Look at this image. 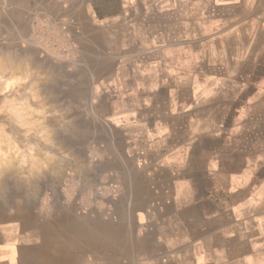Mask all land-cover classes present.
Returning <instances> with one entry per match:
<instances>
[{"label":"crops","instance_id":"0c3cea01","mask_svg":"<svg viewBox=\"0 0 264 264\" xmlns=\"http://www.w3.org/2000/svg\"><path fill=\"white\" fill-rule=\"evenodd\" d=\"M0 45L67 49L103 159L10 184L0 264H264V0H0Z\"/></svg>","mask_w":264,"mask_h":264},{"label":"rangeland","instance_id":"374dc122","mask_svg":"<svg viewBox=\"0 0 264 264\" xmlns=\"http://www.w3.org/2000/svg\"><path fill=\"white\" fill-rule=\"evenodd\" d=\"M53 47L52 48L50 47V48L55 50V53L57 55H53L50 52V50H51L50 48H45V49L39 48V51H41V52L38 55H36L35 53L33 55L28 54V55H30L29 57L27 55V58H28L27 62H26V59H24L23 61L21 60V58L25 57V54H26V50L24 48L16 47V46H12V47H8V48L0 47V52H1L0 53V60L4 59L3 61L5 63L7 62L8 59L11 60L12 63L15 62V66L13 65L14 67L10 68L12 66L11 65L9 66V64H12V63L8 60L9 64H7L8 62L6 63L8 65L7 66L8 69L5 68L6 70L0 71V81H1L0 84H3L5 79H6V76L9 77L8 75L11 76V74L14 75L15 78L19 79V80L17 79V82H16V79L14 78L13 81H11V83H9V85H5L4 87H0V89H1L0 94L3 95V97L5 96L6 98H9V100L11 97L12 101L14 102L11 104H10L11 100H10V102H8L10 104V108L8 109L7 105H9V104L6 102V98H2V96L0 95V97H1L0 101H2L3 99L5 101V102L3 101V103L0 102V104H1L0 108H2V109H0L1 110L0 112H2L3 107L7 104L6 105L7 107L6 106L4 107V109L7 108V109H5L6 111H4V113L3 112L0 113V120L1 119L3 120V121L1 120L2 122L0 121V124H1L0 127L3 126V129L0 128V131L2 133L6 132V134H8L7 136L10 135L9 138H10L12 144L15 143L16 145L14 144V146L15 147L17 146V148L19 147L18 152H16L15 154H13V152H12V154H9V155L15 156V160L17 161V164L20 163V165H17L16 161L13 159V162H15L14 166L17 165L18 168H20V166H22L21 168L24 169V170L23 169L21 170V168H20L18 170V168L16 169V166L15 167L12 166L11 167L12 170L16 169V171L17 170L18 171L17 172L12 171L10 168L8 171L7 170L5 171V175L2 174V176H1L2 180H3V178H5L6 181L4 180V182H3L2 180H0V182H1L0 183L1 184L0 185V190H1L0 191V203L4 200L5 194H9V192H8L9 190H6L7 188L10 187L9 184H12L14 186V184H16V185L22 184L23 185V183H25V184L36 183L39 181H42L45 184L46 183H52V182L65 183V184L69 183V182H77L78 183V182L82 181L83 177H85V175H84L86 172L85 170H87L88 168H90L92 166L98 167V166H100L101 162L103 161V159L101 160V158H98L95 153H91V149H94V147L99 146V144L91 143V142L87 141L88 139L85 140L86 137H85V132H84L85 131V127H84V114H85V112L84 111H85L86 103H89V101L87 99L88 96H86V94H84L85 89H86V81L83 78L78 77V75L75 77V74L77 72L69 71V67L70 66L73 67V64H72V62L69 61L70 58H69L67 49L66 48H57L56 45H54ZM57 52H59V55ZM23 53H24V56H23ZM13 54L14 55L16 54L15 57ZM20 55H22L23 57L22 56L20 57ZM36 59H38V60H36ZM29 60H31L30 61L31 64L30 63L28 64ZM25 62L27 65L25 64ZM32 64H36V65H32ZM24 65L26 67L28 66V68L30 67L29 68L30 71L34 70L33 73L36 71L38 72L37 79L34 78V77H36L35 73L33 75L34 79L32 80V78H31L32 74L26 76V74L24 75V73H22L20 71L21 70L20 67H25ZM35 66H37L39 68H35ZM43 66H45L44 67L45 71L43 69ZM32 67L34 69H32ZM40 67H42V68L40 69ZM9 68L12 70V72ZM35 69H37V70H35ZM52 70H54V71H52ZM50 71H51V73H50ZM37 72H36V74H37ZM48 72H49V74H48ZM29 73H31V72H29ZM44 73H46V74H44ZM53 74H55V75H53ZM1 76H3V77L1 78ZM4 76H5V79H4ZM42 76H43V78H42ZM2 79H4V80L2 81ZM30 79H31V81H30ZM44 79H46V81ZM34 82H35V84H34ZM28 84L29 85L32 84V85L29 86ZM49 84H50V86H49ZM39 85H41V86L39 87ZM41 87L43 88V90ZM34 91L38 92V93H40V91H41V93L38 94L39 97L37 96L35 98L33 96ZM6 94H7V96H6ZM8 94L9 95L11 94V95L9 96ZM13 94L16 98L13 96ZM48 94H50V95H48ZM54 94H56V95H54ZM41 95H42V97H40ZM31 96L35 99L33 100V98ZM48 97H50L51 99ZM9 100H7V101H9ZM24 100H26L27 102ZM49 102H51L52 104L50 105ZM44 103H48V104H44ZM2 104L4 106H2ZM22 104L23 105L26 104L29 106H26V105L22 106ZM42 104H43V106H42ZM16 105L18 106V108L20 107L21 110H24V113L26 112L25 109L29 108L28 109L29 112L33 111V113L36 115V113L34 111L38 110V112H37V113H39L38 116L43 115V118H44L43 121H44V123L47 124V125L45 124V126H47V128L49 127V125L53 127V128L49 127V130L51 129V131L54 134V137H53V134L50 133L52 135V138H54L52 143H46L45 142L46 143L45 144L43 142V140L41 139V137H39L38 134H35L33 129H31V131H30L29 129H26V126L21 127V125H19L18 122L14 120L15 116L9 115L10 113L14 114L10 109L13 110V108H15ZM15 109L17 110V107ZM30 109H32V110H30ZM7 110L8 111L10 110V112L8 113ZM49 116H50V118H47ZM10 117H12V119H9ZM10 120H12V121H10ZM14 122H17L18 126H16ZM50 122H51V124H50ZM54 126H56V127H54ZM16 128H18V130ZM27 128H29V127H27ZM23 131H26V133L24 136L23 135L21 136V134H24ZM15 134H16V136L19 135L18 139H17L18 136L16 137ZM15 137L17 139V142L21 138L24 140V141H22V139H21L20 140L21 142L19 141L20 144L22 143L21 146H19L18 143L13 142V141H16ZM34 138H35V140H34ZM25 141L27 143H24ZM35 141H38V142H35ZM53 143H55V144H53ZM35 144H37V145H35ZM48 145H49V147H48ZM53 146H55L54 149H53ZM28 147H30V149ZM33 147L37 148V149L40 148L41 151L40 150L38 151L36 149V154H38V152L40 153L39 156L45 155V154L42 155L41 153H46L48 151L53 154L54 159L53 158L49 159V161H51L52 163L48 162V163H46L48 165L45 164L46 166L41 165L42 169H41V167H40V169L36 167L37 172H40V170H41L43 174L39 173L36 175L34 173V170H36L35 167H33L34 170H32V169H30V166L28 165V164L32 163V160H31L33 158L32 154H33V152H35V151H32V150H34ZM58 147H59V149H58ZM27 152L29 153V155L32 156V157L30 156L31 158L28 157L30 159L24 158V157L28 156ZM21 153H23L24 157H22ZM24 161H27V162H24ZM115 161L116 160H114V159L112 160V162H115ZM23 163H24V165H23ZM26 164L28 166H25ZM13 168H15V169H13ZM46 168H48V169H46ZM26 170H27V172H26ZM30 170H32V171H30ZM11 171L16 173V174H11ZM31 172H33L35 174V176L32 175L33 173H31ZM17 173H19V174H17ZM17 175H20V177ZM30 175H32L33 177ZM22 176L23 177L27 176L28 179H26V177L23 178ZM7 182L8 183L10 182V183L8 184ZM2 183H4V185ZM1 186H2V188H1ZM5 190H6V192H5ZM2 194H4V195H2Z\"/></svg>","mask_w":264,"mask_h":264},{"label":"bare ground","instance_id":"6f19581e","mask_svg":"<svg viewBox=\"0 0 264 264\" xmlns=\"http://www.w3.org/2000/svg\"><path fill=\"white\" fill-rule=\"evenodd\" d=\"M14 1V0H13ZM17 3V2H16ZM21 3H22V0H21ZM17 9V8H16ZM21 10V9H20ZM14 11V10H13ZM16 13V12H15ZM21 13V12H20ZM13 14V13H12ZM17 14V13H16ZM15 14V15H16ZM21 15V14H20ZM24 17V16H23ZM20 20V19H19ZM3 26V25H2ZM4 27V26H3ZM17 30V29H16ZM21 30V29H20ZM24 30V29H23ZM17 31H19V30H17ZM3 32V31H2ZM9 32V31H8ZM25 32V31H24ZM28 32V31H27ZM4 33V32H3ZM11 33V32H10ZM19 34V33H18ZM22 34V33H21ZM25 34V33H24ZM23 34V35H24ZM20 35V34H19ZM78 36V35H77ZM15 38V37H14ZM23 39V38H22ZM10 40V39H9ZM18 40V39H17ZM26 40H27V38H26ZM14 41V40H13ZM12 43V42H11ZM39 43V42H38ZM37 43V44H38ZM10 44V43H9ZM8 44V45H9ZM13 44V43H12ZM32 44V43H31ZM1 46V45H0ZM33 46V45H32ZM34 47V46H33ZM10 49V48H9ZM44 49V48H43ZM7 50V49H6ZM2 51V50H1ZM8 51V50H7ZM27 51V50H26ZM5 52V51H4ZM12 52V51H11ZM34 52V51H33ZM1 53V52H0ZM3 53V52H2ZM27 53V52H26ZM17 54V53H16ZM15 54V55H16ZM14 55V54H13ZM15 55H14V57H15ZM48 55V54H47ZM2 56V55H1ZM22 55H20V57H21ZM23 56H24V53H23ZM22 56V57H23ZM30 55H28V57H29ZM51 56V55H50ZM6 57V56H5ZM18 57V56H17ZM24 58V57H23ZM3 59V58H2ZM6 59V58H5ZM20 59V58H19ZM4 60V59H3ZM3 60H0V71L1 70H6L5 68H7V64H9V62H8V60H7V64L3 61ZM15 60V59H14ZM36 60H38V59H36ZM43 60V59H42ZM6 61V60H5ZM10 62H11V60H9ZM23 61V60H22ZM28 61V59H27V57H26V62ZM30 61L31 60H29V62H28V64L30 63ZM34 61V60H33ZM41 61V60H40ZM46 61V60H45ZM26 62H25V64H26ZM12 63V62H11ZM19 63V62H18ZM17 63V64H18ZM37 63V62H36ZM46 63V62H45ZM22 64V63H21ZM31 64V63H30ZM44 64V63H43ZM12 66V67H10V68H13L14 66H15V62L14 63H12V64H9V66ZM14 65V66H13ZM27 65V64H26ZM32 65H36V64H32ZM31 65V66H32ZM19 66V65H18ZM21 66V65H20ZM25 66V65H24ZM44 67L45 66H43V69H44ZM47 67V66H46ZM9 68V69H10ZM30 68V67H29ZM28 68V66L26 67H20V71L22 72V73H24V75L26 74V76H28V75H30V74H32L30 77L32 78V80L34 79V78H36L37 79V76H38V72H37V74H36V72H34L35 73V76L36 77H34L33 78V75H34V73H33V71L34 70H32V69H34L33 67H32V71H30V69ZM35 68H39V67H37V66H35ZM42 67H40V69H41ZM8 69V68H7ZM15 69V68H14ZM11 70V69H10ZM35 70H37V69H35ZM44 71H45V69H44ZM48 71V70H47ZM52 71H54V70H52ZM6 72V71H5ZM11 72H12V70H11ZM29 72H31V73H29ZM40 73V72H39ZM47 73V72H46ZM46 73H44V74H46ZM50 73H51V71H50ZM55 73V72H54ZM48 74H49V72H48ZM53 75H55V74H53ZM9 77H7L6 76V79H5V76H4V79H5V81H4V83L3 84H0V87H4L5 85H9V83H11V81H13V79L15 78V76L14 75H12L11 74V76L10 75H8ZM50 76V75H49ZM3 76H1V78H2ZM18 77V76H17ZM48 77V76H47ZM46 77V78H47ZM24 78V77H23ZM42 78H43V76H42ZM52 78V77H51ZM54 78V77H53ZM4 79H2V81L4 80ZM16 79V82H17V79L18 78H15ZM19 80V79H18ZM25 80V79H24ZM45 81H46V79H44ZM15 81V80H14ZM30 81H31V79H30ZM44 81V82H45ZM49 81V80H48ZM47 81V82H48ZM1 82V81H0ZM37 82V81H36ZM31 83V82H30ZM49 83V82H48ZM34 84H35V82H34ZM46 84V83H45ZM53 84V83H52ZM12 85V84H11ZM16 85V84H15ZM29 85V84H28ZM30 85H32V84H30ZM29 85V86H30ZM37 85V84H36ZM35 85V86H36ZM34 86V87H35ZM41 85H39V87H40ZM49 86H50V84H49ZM7 87V86H6ZM5 87V88H6ZM55 87V86H54ZM42 88V87H41ZM7 89V88H6ZM9 89V88H8ZM42 90H43V88H42ZM0 91H1V89H0ZM45 91V90H44ZM55 91V90H54ZM6 92V91H5ZM8 92V91H7ZM11 92V91H10ZM51 92V91H50ZM53 92V91H52ZM40 93H41V91H40ZM40 93H38V92H33V96L36 98L37 96H38V94H40ZM54 93V92H53ZM1 95V94H0ZM9 95V94H8ZM11 95V94H10ZM9 95V96H10ZM31 95V94H30ZM48 95H50V94H48ZM54 95H56V94H54ZM2 96V98H6L5 96L3 97V95H1ZM6 96H7V94H6ZM8 96V97H9ZM13 96H14V94H13ZM15 97V96H14ZM32 97V96H31ZM39 97V96H38ZM40 97H42V95L40 96ZM46 97V96H45ZM54 97V96H53ZM16 98V97H15ZM33 98V97H32ZM31 98V99H32ZM35 98H33V100L35 99ZM48 98H50V97H48ZM0 99H1V97H0ZM51 99V98H50ZM7 100H9V98H6V102L8 103V102H10V100H11V102H10V104L11 103H14L13 101H12V99H11V97H10V100L9 101H7ZM43 100V99H42ZM48 100V99H47ZM46 100V101H47ZM53 100V99H52ZM3 101H4V99L2 100V101H0V102H2L3 103ZM24 101H26V100H24ZM49 101V100H48ZM56 101V100H55ZM5 102V101H4ZM27 102V101H26ZM53 102V101H52ZM50 103V105L52 104L51 102H49ZM5 104V103H4ZM9 104V103H8ZM10 104L9 105H7L8 106V109L10 108ZM28 104V103H27ZM38 104V103H37ZM36 104V105H37ZM44 104H48V103H44ZM1 105V104H0ZM5 105V106H6ZM24 105H26V104H24ZM23 104H22V106H24ZM58 105V104H57ZM2 106H4L3 104H2ZM4 106V107H5ZM6 106V107H7ZM21 106V105H20ZM21 106V107H22ZM26 106H29V105H26ZM38 106V105H37ZM42 106H43V104H42ZM47 106V105H46ZM53 106V105H52ZM4 107H3V110H2V112L4 113V111H6L5 109H7V108H5L4 109ZM17 107V110L15 109ZM16 107L15 108H13V110L12 109H10L14 114H12V113H10L9 115H14L15 117H14V120L15 121H17L18 122V124L19 125H21V127L23 126H26V129H29L30 131H31V129H33L34 130V132H35V134H38V136L39 137H41V139L43 140V142L45 143H52L53 142V139L54 138H52V135L50 134V133H52L53 134V132L51 131V129L49 130V127H52V126H50L49 124V127L47 128V126H45V124L46 123H44V118H43V115L41 116H38V114L39 113H37L38 112V110H36L35 108V110L36 111H34L35 113H36V115L38 116H36L34 113H33V111L32 112H29L28 111V109L29 108H24L25 110H26V112L24 113V110H21L20 109V107L18 108V106L16 105ZM45 107V106H44ZM23 108V107H22ZM0 109H2V108H0ZM33 109V110H34ZM43 109V108H42ZM54 109V108H53ZM10 110L8 111V113L10 112ZM30 110H32V109H30ZM1 111V110H0ZM56 111V110H55ZM2 112H0V113H2ZM7 113V112H6ZM5 113V114H6ZM43 114V113H42ZM8 115V116H9ZM47 118H50V116L49 117H47ZM9 119H12V117H10ZM2 120V119H1ZM0 120V121H1ZM13 120V121H14ZM53 120V119H52ZM51 120V121H52ZM3 121V120H2ZM1 121V122H2ZM10 121H12V120H10ZM6 122V121H5ZM9 122V121H8ZM17 122H14L15 123V125L16 126H18L17 125ZM48 122V121H47ZM13 123V124H14ZM57 123V122H56ZM50 124H51V122H50ZM54 124V123H53ZM1 125V124H0ZM47 125V124H46ZM12 127V126H11ZM27 127H29V128H27ZM54 127H56V126H54ZM0 128H2L3 129V126L2 127H0ZM13 128V127H12ZM53 128V127H52ZM1 129V130H2ZM17 130H18V128H16ZM14 130V129H13ZM25 130V129H24ZM3 131V130H2ZM8 131V130H7ZM28 131V130H27ZM4 132V131H3ZM13 132V131H12ZM21 132V131H20ZM24 132V134H21V136L23 135H25V133H26V131H23ZM33 133V132H32ZM31 134V133H30ZM34 134V133H33ZM8 134H6V132H4V133H2L1 131H0V180H2V174L3 175H5V171L7 170H9L12 166H14V163L15 162H13V159L15 160V156H11V155H9V154H12V152H13V154H15L16 152H18V149H19V147L17 148V146L15 147L14 146V144L15 143H13L12 144V142H11V140H10V135L9 136H7ZM15 136H16V134H15ZM18 136V137H17ZM16 137H17V139L19 138V135H17ZM20 136V137H21ZM37 136V135H36ZM16 137H15V139H16ZM53 137H54V134H53ZM24 138V137H23ZM28 138V137H27ZM17 139H16V141H13V142H16V143H18L19 144V146H21V144L19 143V141L22 139H20V140H18V142H17ZM39 139V138H38ZM34 140H35V138H34ZM40 140V139H39ZM41 140V141H42ZM22 141H24L23 139H22ZM28 141V140H27ZM32 141V140H31ZM60 141V140H59ZM21 142V141H20ZM35 142H38V141H35ZM42 142V143H43ZM24 143H27L26 141L24 142ZM32 143V142H31ZM45 143V144H46ZM38 144V143H37ZM37 144H35V145H37ZM53 144H55V143H53ZM113 144V143H112ZM16 145V144H15ZM23 146V145H22ZM39 146V145H38ZM51 146V145H50ZM56 146V145H55ZM55 146H53V149H54V147ZM25 147V146H24ZM35 147V146H34ZM33 147V148H34ZM41 147V146H40ZM48 147H49V145H48ZM47 147V148H48ZM60 147V146H59ZM59 147H58V149H59ZM29 149H30V147H28ZM32 148V147H31ZM42 148V147H41ZM44 148V147H43ZM36 149L37 148H34V150H32V151H35V152H33V154H32V156H33V158L31 159L32 160V163H30V164H28L29 166H30V169H32V170H34L33 169V167H35V169L36 170H34V173L37 175V174H39V173H42V171L40 170V172H37V168H39L40 169V167H41V165L42 166H46V165H48V164H46V163H48V162H51V161H49V159H52L53 158V154L52 153H50L49 151L48 152H46V153H41L42 155L43 154H45V155H43V156H39V152H38V154H36ZM38 151L40 150V148H38L37 149ZM43 150V149H42ZM24 151V150H23ZM31 151V150H30ZM41 151V150H40ZM55 151V150H54ZM57 151V150H56ZM45 152V151H44ZM25 153V152H24ZM28 153V152H27ZM55 153V152H54ZM22 154V157H24V155H23V153H21ZM26 154V153H25ZM46 154H48V155H46ZM31 155H29V153H28V156L27 157H24V158H28V157H30ZM31 156V157H32ZM30 157V158H31ZM55 157V156H54ZM30 158H28V159H30ZM56 158V157H55ZM27 159V160H28ZM54 159V158H53ZM23 160V159H22ZM25 160V159H24ZM30 160V161H31ZM16 161V160H15ZM117 161V160H116ZM24 162H27V161H24ZM41 162H43V163H41ZM22 163V162H21ZM52 163V162H51ZM16 164H17V161H16ZM46 164V165H45ZM17 165H20V163H18ZM17 165H15L16 166V169L18 168L17 167ZM23 165H24V163H23ZM27 164L25 165V166H28ZM14 166V167H15ZM22 166H20V168H21ZM24 167V166H23ZM37 167V168H36ZM20 168H18V170L20 169ZM27 168V167H26ZM44 168V167H43ZM13 169H15V168H13ZM16 169L15 170H12V168H11V170L12 171H16ZM23 168H21V170H22ZM38 169V170H39ZM41 169H42V167H41ZM46 169H48V168H46ZM17 170V171H18ZM24 170V169H23ZM32 170H30V171H32ZM11 171V174H16V173H14V172H12ZM16 171V172H17ZM29 171V170H28ZM53 171V170H52ZM22 172V171H21ZM20 172V173H21ZM24 172V171H23ZM26 172H27V170H26ZM37 172V173H36ZM7 173V172H6ZM25 173V172H24ZM31 173H33V172H31ZM32 174V175H34L35 176V174ZM17 174H19V173H17ZM29 174V173H28ZM43 174V173H42ZM54 174V173H53ZM7 175V174H6ZM27 175V174H26ZM32 175H30V176H32ZM17 176H19L20 177V175H17ZM7 177V176H6ZM23 177V176H22ZM26 177V179H28V177L27 176H24L23 178H25ZM33 177V176H32ZM22 178V179H23ZM31 178V177H30ZM9 179V178H8ZM4 180H5V178H3V182H4ZM31 180V179H30ZM6 181V180H5ZM9 181V180H8ZM14 182V181H13ZM1 183V182H0ZM8 183V182H7ZM10 183V182H9ZM8 183V184H9ZM12 183V182H11ZM37 183V182H36ZM3 185H4V183H2ZM14 184V183H13ZM31 184V183H30ZM1 185V184H0ZM2 185V186H3ZM15 185V184H14ZM39 185V184H38ZM2 186H1V188H2ZM9 186H11L10 184H9ZM13 186V185H12ZM31 186V185H30ZM4 187V186H3ZM7 187V186H6ZM37 187V186H36ZM5 188V187H4ZM22 188V187H21ZM6 189V188H5ZM36 189V188H35ZM12 190V189H11ZM1 191V190H0ZM19 191V190H18ZM21 191V190H20ZM5 192H6V190H5ZM9 192V191H8ZM24 192V191H23ZM21 194V193H20ZM2 195H4V194H2ZM7 195V194H6ZM11 195V194H10ZM19 196V195H18ZM6 197V196H5ZM9 197H11V196H9ZM8 198V197H7ZM6 202V201H5ZM1 205V204H0ZM12 206H13V204H12ZM11 208V207H10ZM8 209V208H7ZM5 211V210H4ZM7 212V211H6ZM21 212H23V211H21ZM123 212V211H122ZM1 214V213H0ZM125 217V216H124ZM92 253V252H91ZM106 254V253H105Z\"/></svg>","mask_w":264,"mask_h":264},{"label":"clouds","instance_id":"9594fccd","mask_svg":"<svg viewBox=\"0 0 264 264\" xmlns=\"http://www.w3.org/2000/svg\"><path fill=\"white\" fill-rule=\"evenodd\" d=\"M46 155H48V154H46ZM41 163H43V162H41Z\"/></svg>","mask_w":264,"mask_h":264}]
</instances>
